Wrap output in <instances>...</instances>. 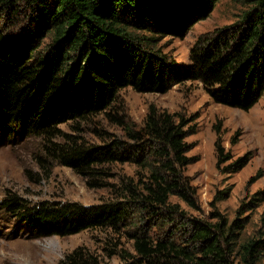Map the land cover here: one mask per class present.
<instances>
[{"label": "trees", "instance_id": "obj_1", "mask_svg": "<svg viewBox=\"0 0 264 264\" xmlns=\"http://www.w3.org/2000/svg\"><path fill=\"white\" fill-rule=\"evenodd\" d=\"M219 1L0 0V132L44 138L46 156L91 178L93 188L115 177L104 166H137L135 175L112 184V199L102 204H40L28 210L11 198L4 202L9 212L40 228L38 235L125 231L133 251L120 244L110 248V256L122 264H261L264 230L242 241L243 219L231 222L218 211L209 218L192 217L172 201L177 197L201 210L186 174L197 161L189 155L194 143L187 141L196 131L192 120L151 106L140 128L120 121L132 149L118 140L88 147L70 136L53 142L60 125L106 112L129 87L166 93L173 85L201 81L216 103L250 111L264 96V0H251L241 25L198 41L190 66L157 48L158 35L184 37ZM22 17L29 19L28 27L15 26ZM215 131L218 169H244L251 156L234 160L223 145L221 126ZM257 203H264V190L248 206ZM60 264L104 261L79 246Z\"/></svg>", "mask_w": 264, "mask_h": 264}, {"label": "rangeland", "instance_id": "obj_2", "mask_svg": "<svg viewBox=\"0 0 264 264\" xmlns=\"http://www.w3.org/2000/svg\"><path fill=\"white\" fill-rule=\"evenodd\" d=\"M252 7L251 0H220L210 16L195 24L184 37L158 35L157 48L178 64L190 66L191 51L198 41L217 30L241 25ZM28 20L22 17L15 26L28 27ZM151 106L190 119L196 128L187 141L194 143L189 155L197 161L186 174L197 188L201 210L191 209L177 197L172 201L181 203L192 217L209 218L218 211L231 222L243 219L247 225L242 241L264 230V203L248 206L253 195L264 190V96L250 111H243L216 103L201 81L173 85L166 93L139 92L129 87L120 91L106 112L86 121L60 125L53 142H65L70 136L88 147L118 140L127 142L122 146L132 149L134 142L128 139L120 121L140 128ZM217 125L222 128L223 145L234 160L251 156L250 163L239 172L225 173L217 167ZM46 143L42 137L20 131L12 136L0 132V264H60L67 253L79 246L89 248L104 264H122L118 256H110V248L120 244L133 251L125 231L94 229L65 237L38 235L40 228L5 207L4 202L11 198L28 210L40 204L99 205L112 199V184L118 183L120 176L135 175L137 170L132 162L106 165L104 170H110L115 177L108 176L100 187L93 188L89 185L91 178L48 158Z\"/></svg>", "mask_w": 264, "mask_h": 264}, {"label": "bare ground", "instance_id": "obj_3", "mask_svg": "<svg viewBox=\"0 0 264 264\" xmlns=\"http://www.w3.org/2000/svg\"><path fill=\"white\" fill-rule=\"evenodd\" d=\"M88 118V117H87Z\"/></svg>", "mask_w": 264, "mask_h": 264}]
</instances>
